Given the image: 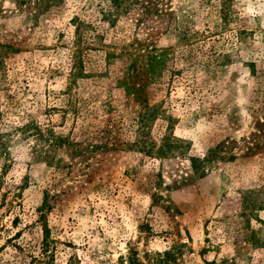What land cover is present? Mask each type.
<instances>
[{
    "label": "rangeland",
    "instance_id": "rangeland-1",
    "mask_svg": "<svg viewBox=\"0 0 264 264\" xmlns=\"http://www.w3.org/2000/svg\"><path fill=\"white\" fill-rule=\"evenodd\" d=\"M108 1L0 0V264H264V0H227L224 30L217 0H158L112 26ZM73 18L87 76L63 114ZM207 29L228 61L180 51L179 31ZM152 47L170 49L168 70L136 100L117 79ZM153 104L144 136L174 139L162 158L131 147ZM31 123L79 150L48 148Z\"/></svg>",
    "mask_w": 264,
    "mask_h": 264
},
{
    "label": "trees",
    "instance_id": "trees-1",
    "mask_svg": "<svg viewBox=\"0 0 264 264\" xmlns=\"http://www.w3.org/2000/svg\"><path fill=\"white\" fill-rule=\"evenodd\" d=\"M155 1L158 0H110L108 1V4L104 9L101 8V20L107 25L112 26L123 16H127L129 13H134L136 11L139 12L141 10V6H143L146 14L158 13L160 12V10H154L155 5H157ZM217 1H220L221 6L219 11L221 22L217 27L220 30H224L225 28L229 27L232 20L235 19H232L231 17L232 8L230 7L229 3H227V0ZM72 21H74L75 24L73 42L74 50L71 52L67 66L68 68L66 69L69 83L66 90L63 92V95L66 96L67 100V103L65 105L66 108L62 109L63 114H67L68 112H72L73 114L76 113L72 95V87L77 84L78 79L84 77L86 78L87 76V74L84 73L82 56L84 49L83 45L86 44L85 34L88 32V26L84 22L77 21V19L75 18H73ZM237 24L238 25L235 27L236 33L234 34L236 39L235 42L236 44H240L244 41L245 37L248 35V32L244 28H242L240 21ZM211 34L212 32L209 31V29L195 33H190L188 31H179L176 35L177 44L180 46V51L182 53H187V55L193 51H199L200 54L206 57L209 63H214L217 65L220 58L228 61V55H222V53L220 52L218 53L215 49L214 42L210 43V41L212 40ZM206 44L208 46L206 47V49H204ZM149 46L150 45H147L145 49H142V52H145V50H147ZM171 53L172 52H170V49H160V51L157 52V49H154V47H152L150 52H148L147 54H133L132 56L134 58L130 62L127 71H123L121 73L122 76L119 77L117 81L119 82L120 86H123L125 88L127 95L134 96L136 100L141 99L142 97L146 98V94H148L147 92H149L150 86H155V88H157L160 84H162V81L164 80V72L168 70V62L171 60ZM129 56H131V54ZM116 58L117 55H115L114 53H106L107 64H110V62ZM137 62H139V64H137ZM132 80L137 85H134ZM51 110L56 109L51 108ZM162 112L163 111L161 110V108H159V106L155 104L143 107L142 111L138 114L141 127V129L138 130V134L143 138L140 139V141H138L137 143H134V145L131 146L132 148H137L139 152L147 156H158L161 158L164 157V150H169L168 147L170 146V141L171 139L172 141H174V139L170 135H164L161 146L154 150L155 143L150 139H146V136H144L150 122L161 116ZM30 126L33 127V123H31ZM28 128L30 127H26L25 129ZM33 129L35 130L36 135H38L40 139H43V141L46 142L48 148H62L63 146H65L69 149H74L76 151L79 150V145L74 147V143L73 141H71L69 136L55 132L53 130V127H51L50 129L48 128L44 132L38 131V127H33ZM106 148L107 146H105V149ZM38 156V158H47L48 152L44 151L43 153H38ZM48 238L49 232L45 227L43 230V245L47 244ZM42 251H44V253L41 252V254L43 255L47 253L43 248ZM48 258L49 256H47V259ZM39 264H42V261L39 260Z\"/></svg>",
    "mask_w": 264,
    "mask_h": 264
}]
</instances>
